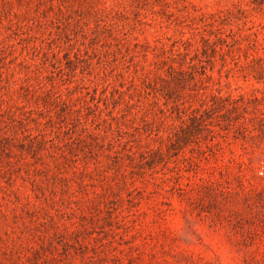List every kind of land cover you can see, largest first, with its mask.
<instances>
[{"label":"rangeland","instance_id":"obj_1","mask_svg":"<svg viewBox=\"0 0 264 264\" xmlns=\"http://www.w3.org/2000/svg\"><path fill=\"white\" fill-rule=\"evenodd\" d=\"M0 264H264V0H0Z\"/></svg>","mask_w":264,"mask_h":264},{"label":"built area","instance_id":"obj_2","mask_svg":"<svg viewBox=\"0 0 264 264\" xmlns=\"http://www.w3.org/2000/svg\"><path fill=\"white\" fill-rule=\"evenodd\" d=\"M262 172V171H261Z\"/></svg>","mask_w":264,"mask_h":264}]
</instances>
